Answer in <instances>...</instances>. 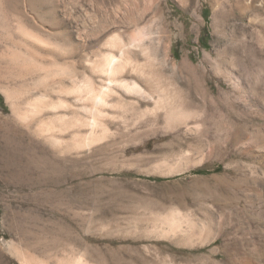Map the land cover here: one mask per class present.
<instances>
[{
	"label": "rangeland",
	"instance_id": "374dc122",
	"mask_svg": "<svg viewBox=\"0 0 264 264\" xmlns=\"http://www.w3.org/2000/svg\"><path fill=\"white\" fill-rule=\"evenodd\" d=\"M47 1L27 14L55 33L57 64L7 49L0 28V264H264V0ZM101 30L100 43L144 33L203 125L142 119L151 102L120 90L108 129L82 126L93 101L60 92L80 75L58 65L81 71ZM239 127L251 151L229 140Z\"/></svg>",
	"mask_w": 264,
	"mask_h": 264
},
{
	"label": "bare ground",
	"instance_id": "6f19581e",
	"mask_svg": "<svg viewBox=\"0 0 264 264\" xmlns=\"http://www.w3.org/2000/svg\"><path fill=\"white\" fill-rule=\"evenodd\" d=\"M47 4V0H0V28H6L4 29L5 33L3 35L7 39L5 46L7 49L24 56L28 53H34L40 56V58H49L51 60L50 63L57 64L58 56L56 53L60 48V44L57 41L58 39H55V33L53 34L51 31L45 30L41 24L39 25L36 23L37 21H35L34 17L32 18L27 14L28 9H37L39 11L40 8H45ZM49 9L51 8L49 7ZM130 10L132 11V15L129 18L134 22L135 18L133 15H142L145 8L144 6H138L136 4ZM39 16L41 17L42 15ZM105 28H103V30ZM101 33L102 30L94 34V40L88 44L89 48H93L92 55H85L81 71L78 72L75 68V63L71 61H69L70 63L65 62L58 65L60 66L58 68L62 69V71L66 72L70 77L80 75L79 85L69 88L59 84L60 92H83L87 99L93 101L91 107L96 110L97 115L95 117L92 116L90 120L85 119L82 126L86 125L87 127H91V129L101 126L105 130L108 129V126L116 121L113 113L109 111H113L114 107L126 101L119 94L118 91L120 90L124 91L126 94L133 93L143 102H151V107L146 106L145 109L140 112L139 117L142 119L147 118V120L155 122L157 117L162 116L165 125L175 126V124H183L191 128L192 126L188 124L187 119L193 118L196 124H194L192 128H196L197 130L199 128V121L200 124L203 125L201 121L202 112L198 109L189 107L186 96L178 90L179 88H177L176 85V87H174V84L164 83L161 79V68L159 69V67H161V61L158 59L157 53H153L149 46L143 43L144 33L139 32L135 35L122 38L119 32H116L110 35L104 42L100 43L99 37ZM65 46H67V44ZM114 49H118L117 54L113 52L115 51ZM43 52H48L51 56L41 55L40 53ZM139 55L144 57V61H139ZM43 59L39 62L35 60L31 61L35 63L37 68L44 70L45 65L43 61L45 59ZM97 75L104 76L105 78L96 79ZM235 91L239 92L237 89ZM49 107H51V105ZM237 108L242 110L241 107L237 106ZM29 112L30 110L28 109L18 114L21 115L20 117L23 120L27 121ZM98 116H102L105 122L99 121ZM74 119L75 120L71 123L72 128L81 124L80 118L77 117ZM43 131L44 130H41L40 132ZM229 138L234 146H237L244 152L251 151V147H247V143L256 140L253 138L251 139L249 134L241 127L234 130L229 135ZM258 139L260 143L255 141V147L264 143V135L260 138L258 137ZM262 156L264 159V154H262ZM262 194L264 199V192ZM184 218L179 217L178 219H180L182 223L183 221L188 223V218L187 220ZM189 221L194 224L192 220L189 219ZM180 222L175 225V228L174 226L173 228L171 227L172 230L183 231V224H180ZM209 234L214 238L212 232ZM212 238L211 240H213ZM31 260L37 261L38 264H44L42 259L33 255H26L21 264H35L31 263ZM73 264L88 263L83 261L81 256H79L75 259Z\"/></svg>",
	"mask_w": 264,
	"mask_h": 264
}]
</instances>
